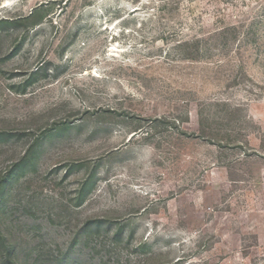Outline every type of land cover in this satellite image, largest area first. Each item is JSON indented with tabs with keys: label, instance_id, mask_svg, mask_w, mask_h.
<instances>
[{
	"label": "rangeland",
	"instance_id": "rangeland-1",
	"mask_svg": "<svg viewBox=\"0 0 264 264\" xmlns=\"http://www.w3.org/2000/svg\"><path fill=\"white\" fill-rule=\"evenodd\" d=\"M0 264H264V0H0Z\"/></svg>",
	"mask_w": 264,
	"mask_h": 264
}]
</instances>
